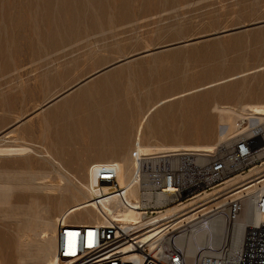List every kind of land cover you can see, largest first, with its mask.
<instances>
[{
  "label": "rangeland",
  "instance_id": "374dc122",
  "mask_svg": "<svg viewBox=\"0 0 264 264\" xmlns=\"http://www.w3.org/2000/svg\"><path fill=\"white\" fill-rule=\"evenodd\" d=\"M99 78L89 96L114 89L127 110L115 118L124 124L113 121L125 130L116 154L87 146L89 111L72 107ZM245 104L264 105V0H0V147L19 150L0 149V264H47L44 243L63 217L104 221L83 201L95 167L131 155L141 127V143L215 146L239 131L221 138L230 128L221 107L239 126ZM251 249L247 259L264 256Z\"/></svg>",
  "mask_w": 264,
  "mask_h": 264
},
{
  "label": "built area",
  "instance_id": "2783aa9c",
  "mask_svg": "<svg viewBox=\"0 0 264 264\" xmlns=\"http://www.w3.org/2000/svg\"><path fill=\"white\" fill-rule=\"evenodd\" d=\"M239 126L234 136L211 149L139 154L134 171L139 188L135 208L139 215L126 220L121 211L116 218L102 210L104 221L84 223L63 217L56 232V254L61 264H191V259L199 264L201 254H188L181 243V238L187 235L193 236L199 252H213L226 259L232 250L235 222L242 218L245 229L241 259L245 263L248 251L253 252L249 244L253 242L254 231L261 232L257 242L264 248V189L261 184L255 189L264 175L225 187L223 184L264 163V117L242 118ZM95 177L100 187H114L112 192L124 199L123 207L134 206L119 183L116 163H97ZM218 187L219 191L213 195L191 203L198 195ZM220 194L230 197L228 204L207 207L204 202ZM232 198L236 199L231 201ZM183 202L189 203L185 210L192 212L189 221L183 222L177 217L179 213H165ZM256 214L262 221H254ZM214 227L222 228L219 235L214 234ZM202 233L205 238L199 239Z\"/></svg>",
  "mask_w": 264,
  "mask_h": 264
},
{
  "label": "bare ground",
  "instance_id": "6f19581e",
  "mask_svg": "<svg viewBox=\"0 0 264 264\" xmlns=\"http://www.w3.org/2000/svg\"><path fill=\"white\" fill-rule=\"evenodd\" d=\"M68 1V0H67ZM68 3V2H66ZM73 3V2H72ZM100 3V2H99ZM49 4V3H48ZM73 6V5H72ZM105 8V7H104ZM5 9V7H4ZM75 9V8H74ZM50 11V10H49ZM5 12V11H4ZM41 23V22H40ZM57 23V22H56ZM25 24V23H24ZM3 27V26H2ZM74 28V27H73ZM9 31V30H8ZM46 31V30H45ZM7 37V36H6ZM4 40V39H3ZM5 47V46H4ZM5 54V53H4ZM3 55V54H2ZM109 74H107V78H104L103 82H107V79H111L110 77H108ZM103 77H106V76H103ZM101 78L97 79L99 80V82L101 81L100 80ZM106 79V81H105ZM90 80V78L88 79H85L84 83H87V81ZM81 82H83L81 80ZM89 82V81H88ZM98 81H96L97 83ZM98 82V83H99ZM79 83V82H78ZM95 82L94 83H90V84H86L84 85V88L77 92L75 94V96H73V100L75 101H79V103H77L76 107L72 105V107L74 108H77V110L80 109V107L83 109H87L89 111V120L88 122H85L87 123L86 126H88V129L85 130L87 131V136L89 138L88 140V145L89 147H93L94 149L96 148H101L99 149L100 151H102L101 153L103 154H106V152H109L111 154H116L114 151V148H116V146L118 145V143L120 144V140H119V134H118V129L121 128V126L119 127L118 124H115V123H122L124 124L123 122L117 120V119H120L124 116L125 113H127V110L125 108H123L122 106L120 107H116L115 105L118 104L117 101H118V96L113 95V90L112 89V93L110 90H108V88L106 87L105 89H103V93H98L96 94V98H94L93 96H89V91L97 86V85H101L102 82H100V84H96ZM108 83V82H107ZM152 83V82H151ZM106 84V83H105ZM104 84V85H105ZM109 85V83H108ZM107 85V86H108ZM76 86V85H75ZM103 86V85H102ZM213 86V85H212ZM73 87V86H72ZM104 87V86H103ZM98 88V86L96 87ZM102 88V87H101ZM100 88V89H101ZM118 88V87H117ZM71 89V88H70ZM69 89V90H70ZM68 90V89H67ZM108 90V91H107ZM115 91V90H114ZM167 91V90H166ZM95 92V91H93ZM116 92V91H115ZM190 92V91H189ZM66 93V92H65ZM68 93V92H67ZM152 93V91H151ZM63 94V93H62ZM62 94H59L56 96V98L58 96H61ZM180 94V93H179ZM182 94V93H181ZM88 95V96H87ZM185 95V93H184ZM179 95H176L175 97H178ZM181 96V95H180ZM93 97V98H92ZM171 97V96H170ZM174 97V98H175ZM154 98V97H153ZM167 99L166 98H163L161 99L163 102H166L168 100H165ZM170 99V98H169ZM172 99V97H171ZM72 100V102H73ZM125 100V99H124ZM155 100V99H154ZM69 101V100H68ZM64 102V101H63ZM122 102V101H121ZM120 102V104H121ZM159 102V101H158ZM157 102V103H158ZM160 103V102H159ZM62 105V103H60ZM59 104V105H60ZM74 104V102H73ZM161 104V103H160ZM60 105V106H61ZM75 105V104H74ZM113 105V106H111ZM122 105V104H121ZM124 105V104H123ZM246 105V104H245ZM58 106V105H57ZM60 106H58V108H61ZM115 106V107H114ZM63 107V106H62ZM229 107V106H228ZM244 107V105H243ZM41 108V107H40ZM43 108V107H42ZM73 108V110H74ZM157 108V107H156ZM215 108V107H213ZM222 110H226L229 114V118L228 120L231 121H228L229 124H230V128L227 130L226 133H224L223 135H221V138H227L229 135H231L232 133H234L237 129L239 130L240 129V126H237L236 123H237V120L235 121L236 123H234L232 121V117H233V111L231 109H225L223 107H221ZM220 108V109H221ZM153 110V107L150 108ZM151 113H152V110H150ZM57 110H61V109H57ZM70 110H72V108H70ZM86 110V111H87ZM155 110V109H154ZM153 110V111H154ZM50 113H53L51 110H49ZM64 111V112H63ZM61 111L62 113L60 115H64L67 114V111L66 109ZM82 112V111H81ZM226 112V113H227ZM233 112V113H232ZM236 112V111H235ZM60 113V112H59ZM74 113V112H73ZM76 113V111H75ZM78 113V112H77ZM87 113V112H85ZM85 113H83L85 115ZM220 113V112H219ZM225 113V112H224ZM56 114V113H55ZM87 114V116H88ZM240 116H242V118H245L246 116L248 117H251V116H256V117H260V118H263L264 117V105L262 104H250V105H246L242 111L240 113H238ZM62 115V117H63ZM54 116V115H53ZM68 116H71V115H68ZM74 116V115H73ZM127 116V115H126ZM151 116V114L149 115ZM155 116V115H154ZM60 117V116H59ZM58 117V118H59ZM61 117V118H62ZM72 117V116H71ZM75 117V116H74ZM130 117V116H129ZM238 117V115H237ZM55 118V117H54ZM57 118V119H58ZM76 118V117H75ZM79 118V117H78ZM117 118V119H115ZM150 118V117H149ZM74 119V118H73ZM84 119V118H83ZM117 121H115V120ZM124 119V118H123ZM220 119H223L222 116ZM64 120V117L63 119ZM72 120V119H71ZM70 120V121H71ZM58 121H60V119H58ZM56 120V122H58ZM80 121V120H79ZM83 121V120H82ZM115 123H114V122ZM222 121V120H221ZM223 121H225L223 119ZM62 122V121H61ZM59 122V124L61 123ZM78 122V120H77ZM69 123V122H68ZM71 123V122H70ZM66 124V123H65ZM81 123H79L80 125ZM121 124V125H122ZM228 124V123H227ZM75 123L71 126H74ZM79 125H77L76 127L80 128ZM61 126V125H60ZM60 126L59 128L57 129H60ZM139 126V125H138ZM237 126V127H236ZM75 127V126H74ZM124 127V126H123ZM141 126H139L140 128ZM65 128V127H64ZM73 128V127H71ZM68 129V128H67ZM125 129V127H124ZM141 134L138 132L137 134L139 135L137 137V139L135 138L136 140V143L137 142H142V140L144 141L143 137H144V132H145V128L143 129V127H141ZM73 129L70 130V132H73L72 131ZM79 130V129H78ZM76 130V131H78ZM120 131H125V130H121L119 129ZM137 130V129H136ZM58 131V130H57ZM75 131V132H76ZM82 131H83V128H82ZM80 131V133L82 132ZM119 131V132H120ZM60 132V130L58 131V133ZM62 132V131H61ZM60 132V133H61ZM69 132V133H70ZM221 132V131H220ZM56 133V135L58 134ZM65 133H66V130H65ZM79 133V131H78ZM120 133H123V132H120ZM83 134V133H82ZM135 134V133H134ZM69 135V134H68ZM125 135V134H123ZM53 136V135H52ZM83 136V135H82ZM85 136V134H84ZM86 136V137H87ZM186 136V135H185ZM184 136V137H185ZM56 137V136H55ZM67 137V136H66ZM77 137V136H76ZM123 137V136H122ZM128 137V136H127ZM136 137V135H135ZM60 138V137H59ZM78 138V137H77ZM159 139V136L157 137ZM56 139V138H55ZM64 140V138H62ZM68 139V138H67ZM66 139V140H67ZM74 139H75V136H74ZM117 139V140H116ZM58 140V139H57ZM61 140V138H60ZM65 140V141H66ZM79 140V142H78ZM77 141L75 142H78L79 144L80 143H84V142H80L81 139H78ZM162 139H160L161 141ZM69 140H67L66 142L68 143ZM72 141H74L72 139ZM125 141V140H124ZM65 142V143H66ZM118 142V143H117ZM138 143V145H136V148H132L131 150V155H128L130 149H131V146H130V149H128V153L126 151V153L124 155H128L130 157H125L124 160H122L121 158V161H119L117 164H116V167L118 168V179H119V183L120 185L125 188V194H126V199L132 203L134 206L132 205H127V207H123L122 205V202H124V199L122 197L119 196V194L117 192H112L114 190V187H110V186H104V187H100L98 185V183H92L88 186V194H86L87 198L86 200H83L85 201L84 202V205L88 206L89 204H94L98 209H99V212L101 214V216L104 217V215L102 214V210H104V214L105 215H111V216H115L117 218V212L121 211L122 212V218L123 219H126V220H132V219H136V217L139 215V210L135 207L138 206V201H136L135 199H138L139 198V188L138 186L135 184V169H136V163H137V157L139 154H151V153H158V152H165V151H172V150H178V149H194V148H198V149H211L212 145H204V146H193V145H189V144H182V143H166V142H158V143H155L154 145H152L151 143ZM64 142L62 144H65ZM71 143V142H70ZM78 143H75V144H78ZM73 144V143H71ZM78 144V145H79ZM131 145V144H130ZM80 146V145H79ZM122 146V144H121ZM1 151H4L6 153H16L18 152V148H11V147H7V148H4V147H0ZM95 149V151H96ZM70 150V149H69ZM73 150V149H72ZM92 150V149H91ZM90 150V151H91ZM0 151V152H1ZM70 152V151H69ZM97 152V151H96ZM68 153V152H67ZM71 154L73 155L74 152H71ZM93 154V153H92ZM101 154V155H102ZM97 155V154H96ZM98 155L99 152H98ZM137 155L136 159H135V167L133 169V171L131 170L132 169V158L133 156ZM76 156V155H75ZM92 156V155H91ZM90 156V157H91ZM94 156V155H93ZM92 156V158H93ZM104 156V155H103ZM98 157V156H97ZM105 157V156H104ZM123 157V156H122ZM95 158V156H94ZM119 159V160H120ZM98 160H102V156L101 157H98L95 159V161H98ZM263 164L261 165H256L254 166L251 170L247 171L246 173H240V174H237L236 176L232 177L230 180H228L225 184H223V186H227L231 183H241L245 180H247L248 178H251L253 177V179L251 180H255L256 178L264 175H258V176H254L258 173H260L261 171H263V169H260L261 166H263ZM133 172V175H132V179H131V182H130V175L131 173ZM264 179V178H263ZM247 182V181H246ZM244 182V183H246ZM242 183V184H244ZM2 184L4 183H1V188H4L5 186H3ZM10 184V183H9ZM261 184V186L263 187L264 189V180L262 182H260L259 184L256 182V185H255V189L257 186H259ZM6 185V184H4ZM261 186H260V189H261ZM12 187V186H11ZM219 187L218 188H214L212 191L210 192H206L204 194H200L198 195L197 197H195L194 199L191 200V203H195L197 202L199 199H204L206 197H209L211 195H213V193L215 192H218L219 191ZM111 192V193H110ZM3 193V192H2ZM227 196H223V194H220L216 197H213L209 200H207L206 202L204 203H208L207 204V207H210L214 204H217V203H220V205H226L228 204V197L227 200H226ZM236 198H232L231 201H234ZM79 205V204H78ZM81 205V204H80ZM79 205V206H80ZM83 205V204H82ZM189 203H186V202H183V203H179V204H176L170 208L167 209V211H165V213H170V212H173V213H179L178 214V218H181L183 222H186V221H189L188 218L192 216V212L189 213V211L185 210L187 207H188ZM78 207V206H77ZM89 207V206H88ZM89 210V209H88ZM249 212V210L247 211ZM250 213V212H249ZM189 214V215H188ZM247 217V216H246ZM105 218V217H104ZM177 219V218H176ZM37 221V219L35 220ZM254 221L256 223L262 221V217H259L257 214L254 215ZM40 223V222H39ZM42 223H44V225H50L51 221L49 222L48 221H45V220H42ZM254 227H256V225L258 224H253ZM51 226V225H50ZM33 227V226H32ZM49 227V226H47ZM37 229V227H36ZM36 229H35V232H36ZM51 229V228H50ZM55 229V228H54ZM222 228L220 227H217V228H213L214 230V234H220L219 232L221 231ZM244 229H245V218H242V219H238L237 222H235V229H233V237H232V245H231V252H230V255L226 258V259H223V258H220L218 256H215L213 254V252H205V251H197L196 250V245H195V242L193 241V236H186V237H182L181 238V243H183V245L186 247L187 249V252L188 254H195L197 252L198 255L201 254L202 256V259L204 258V262L201 263V261L199 262V264H260L261 262H263L264 264V256L262 255H259L255 258H253L251 256L250 259H247V256H246V260L244 261L245 263L242 262V259H241V248H242V239H243V233H244ZM55 231V230H53ZM39 233V232H37ZM260 231H254L253 233V242L251 241V243L249 244L250 245V248H253V245L254 243L256 244H260L257 242V240L259 239L260 237ZM204 236L205 238V235L202 233L199 235V239H202ZM54 238V236H53ZM51 238L52 240H50L49 242H45V251H42V252H45L46 254V260L49 261L47 264H61L62 261L58 258L56 252H57V239H53ZM193 242V243H192ZM38 243V242H37ZM40 243V242H39ZM253 244V245H252ZM41 245V244H40ZM41 248V246H40ZM195 250V251H194ZM249 250V249H248ZM28 252V251H27ZM39 253V252H38ZM196 254V255H197ZM44 255V253H43ZM41 255L39 257L43 258L44 256ZM247 255H250L249 251L247 253ZM193 256V255H192ZM39 258V259H41ZM43 260V259H42ZM41 260V261H42ZM46 263V262H45ZM191 264H195L194 260L191 261Z\"/></svg>",
  "mask_w": 264,
  "mask_h": 264
},
{
  "label": "crops",
  "instance_id": "0c3cea01",
  "mask_svg": "<svg viewBox=\"0 0 264 264\" xmlns=\"http://www.w3.org/2000/svg\"><path fill=\"white\" fill-rule=\"evenodd\" d=\"M107 156V155H106ZM117 156V155H116ZM101 157V156H100ZM102 157H103V155H102ZM98 158V157H97ZM96 159V158H95Z\"/></svg>",
  "mask_w": 264,
  "mask_h": 264
}]
</instances>
